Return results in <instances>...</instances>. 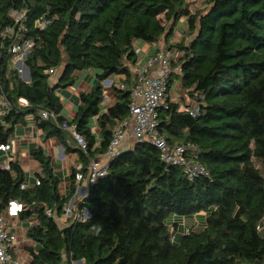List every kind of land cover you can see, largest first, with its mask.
I'll use <instances>...</instances> for the list:
<instances>
[{
  "label": "trees",
  "instance_id": "obj_1",
  "mask_svg": "<svg viewBox=\"0 0 264 264\" xmlns=\"http://www.w3.org/2000/svg\"><path fill=\"white\" fill-rule=\"evenodd\" d=\"M204 5L193 12L188 0H0V30L12 25L10 11H25L23 42L29 43L23 61L28 81L12 67L6 49L0 50V98L9 103L0 144L10 142L29 116L44 140L55 139L64 155L73 153L76 164L86 166L106 152L112 132L129 114L134 43L163 40L164 48L180 55L171 62L179 73L170 85L177 81L184 96L173 103L168 91L157 131L170 148L195 145L207 172L188 181L180 167L160 161L155 146L137 144L114 157L106 176L77 200L75 165L61 193L51 158L30 148L39 185L25 187L18 162L4 169L0 152V214L10 201L23 206L18 219L32 243L25 250L30 264H264V235L258 230L264 220V0ZM41 19L49 21L43 30L35 26ZM50 70L59 71L55 85ZM82 71L96 75L68 121L55 90L72 86ZM121 75L125 79L111 86L114 104L103 110L102 83ZM42 112L54 114L55 122L42 119ZM62 123L75 127L85 151ZM84 211L85 220H74ZM187 217L203 218V224L171 241L173 220Z\"/></svg>",
  "mask_w": 264,
  "mask_h": 264
},
{
  "label": "built area",
  "instance_id": "obj_2",
  "mask_svg": "<svg viewBox=\"0 0 264 264\" xmlns=\"http://www.w3.org/2000/svg\"><path fill=\"white\" fill-rule=\"evenodd\" d=\"M8 15L12 20V25L0 30V50L6 49V52L12 56V67L18 71L21 77L22 74L24 76V71L18 65L23 63L24 52L29 46V43L23 42L27 17L25 11H10ZM48 24L49 21L41 19L36 21L35 26L43 30ZM179 56L175 50L158 47L143 62L137 61L134 65L132 71L134 75L133 86L130 92L127 118L122 120L112 132L111 141L103 155L89 159L86 166L81 163H77L75 166V183L77 187L80 185L85 187V195L91 187L106 176L108 164L114 157L142 143L155 146L159 151L160 161L167 166L180 167L188 181L207 176L205 168L198 161L199 151L195 145L186 143L170 148L157 131L158 112L165 107L168 91L173 89L174 83L170 85V79L174 74L179 73V69L172 67L171 62ZM49 74L52 75L53 71L50 70ZM121 76L123 77L121 80H124L125 77ZM118 77L107 79L102 83V86L111 87L114 81H119ZM116 86L120 90H125L121 83H117ZM18 101L24 107L27 105L24 99ZM8 110V101L4 97L0 98V124H2V118L7 115ZM41 117L54 122L56 119V116L49 112H42ZM59 127L71 135L78 148L82 151L86 150L85 141L76 133L73 125L69 126L62 123ZM125 145L127 146L123 149ZM10 149L11 142L0 144V152L3 154L6 155ZM3 168L8 169V163ZM38 185L39 181L35 180L32 185L25 184L24 186ZM22 208L23 206L19 202L10 201L3 213L0 214V264H22L24 262V264H30V256L26 251L25 255H22L23 252H20L18 247L22 242L19 237L22 224L18 219ZM46 214L50 215L51 212L48 210ZM70 215L71 202L64 208L63 217L67 218ZM73 217L77 222L83 221L87 218V213L85 211L81 215L75 213ZM179 221L182 222V231H178L179 226L176 224L177 228L174 235L171 236V241H174L177 235L186 237L189 234L185 219L181 218ZM173 222L175 224L176 220L174 219ZM263 228L264 226L260 225L258 230L262 231ZM22 244L24 243L22 242ZM72 264H82V262H72Z\"/></svg>",
  "mask_w": 264,
  "mask_h": 264
},
{
  "label": "crops",
  "instance_id": "obj_3",
  "mask_svg": "<svg viewBox=\"0 0 264 264\" xmlns=\"http://www.w3.org/2000/svg\"><path fill=\"white\" fill-rule=\"evenodd\" d=\"M181 26L182 25H178L176 30L183 31L185 24L183 25V30L181 29L182 28ZM175 36H176V31L174 38H176ZM164 46L165 45L163 40L159 41L154 46H150L142 42L136 41L133 45V48L136 51L137 61L143 62L146 59V57L152 54L153 52H155L158 47H164ZM95 75H96L95 71L77 72L74 74L76 81L72 86L67 88H59V87L56 88L55 92L58 95L63 106L61 115L68 121H71L75 116L76 104H77L76 97H78V95L81 92H86L89 90ZM58 76H59V71H55L52 74L51 85L56 84ZM122 78H123L122 76L118 77L119 80H121ZM107 102H109V104H107ZM114 102H115L114 100L110 101L108 98H105L104 95L102 109L103 110L107 109L109 106L113 105ZM91 126H92L91 131L93 135L96 137L97 141L99 142L101 135H100V130L96 124V119L91 120ZM10 142H11L10 151L6 155L5 154L2 155V160H1L2 166H4L6 163H9L10 161L18 162L21 170L25 174L26 184L32 185L34 182V174L38 172L39 165L32 158H30L28 151L30 148L39 147L43 150V152L47 156L51 158V163L53 165L54 172H56L61 178V184L59 187L60 192L63 193L68 189L69 172L74 165L76 166V155L73 153L64 155L60 145L55 139L44 140L42 137L41 130H39L35 126L31 117L29 116L27 117L25 126L16 127L15 133L13 135V138L10 140ZM126 146L127 145H125L123 149ZM84 190L85 187L83 185L77 187L75 183V198L77 200L82 199L85 196ZM261 226H264V220L262 221ZM263 231L262 234L264 235Z\"/></svg>",
  "mask_w": 264,
  "mask_h": 264
},
{
  "label": "rangeland",
  "instance_id": "obj_4",
  "mask_svg": "<svg viewBox=\"0 0 264 264\" xmlns=\"http://www.w3.org/2000/svg\"><path fill=\"white\" fill-rule=\"evenodd\" d=\"M188 3H189V6H190V9L193 12L199 11L201 9H204V7H205L204 0H188ZM184 23L185 22H184L183 19L179 22V25H182L181 26L182 27L181 28L182 30H183ZM181 32H182L181 30L180 31H177V35H176V39L175 40L179 41L181 39V37H180ZM21 78L23 79V74H22ZM103 93L105 95V98H108L110 101H112V100L115 101L114 94H113L114 92H113V90H112L111 87H103ZM169 96H170V99H171V101L173 103H178V104L181 103V101H180L181 98L180 97L181 96H184V94L181 93V90L179 88V83L177 81H176V83L173 84V89H171V91L169 93ZM77 100H78V97H76V103H77ZM187 101H189V100L186 98V102ZM107 104H109V102H107ZM175 224H177L179 226L178 227L179 228L178 231L181 232L182 231V222L176 221ZM185 224H186L187 227H193L196 230V229H199L200 228L201 224H203V218H199V217L198 218H195V217H187V218H185ZM262 231H261V233H262ZM22 232H23V228L21 227V233H20L19 237L21 239L20 241H22L24 244H22V242H21V244H19L18 247H19L20 252H23L22 255H25V250L28 247L31 246V243L29 242V240H27L23 236V233ZM173 233H174V231H173ZM24 263H22V264H24Z\"/></svg>",
  "mask_w": 264,
  "mask_h": 264
},
{
  "label": "water",
  "instance_id": "obj_5",
  "mask_svg": "<svg viewBox=\"0 0 264 264\" xmlns=\"http://www.w3.org/2000/svg\"><path fill=\"white\" fill-rule=\"evenodd\" d=\"M26 53H27V50L24 52L23 60H24V58H25ZM18 67L22 68L23 71H24L23 80H24V81H28V76H29V75H28L27 68L24 66L23 63H19ZM71 202H72V201H71Z\"/></svg>",
  "mask_w": 264,
  "mask_h": 264
}]
</instances>
